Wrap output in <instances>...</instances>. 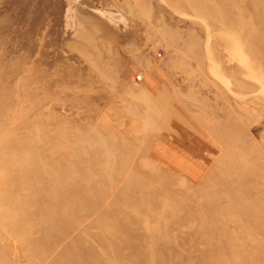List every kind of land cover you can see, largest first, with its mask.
<instances>
[{"label":"rangeland","instance_id":"374dc122","mask_svg":"<svg viewBox=\"0 0 264 264\" xmlns=\"http://www.w3.org/2000/svg\"><path fill=\"white\" fill-rule=\"evenodd\" d=\"M0 264H264V0H0Z\"/></svg>","mask_w":264,"mask_h":264},{"label":"bare ground","instance_id":"6f19581e","mask_svg":"<svg viewBox=\"0 0 264 264\" xmlns=\"http://www.w3.org/2000/svg\"><path fill=\"white\" fill-rule=\"evenodd\" d=\"M184 135H185V134H184ZM191 140H192V139H191ZM193 140H194V139H193ZM186 141H188V140H186ZM192 146H193V145H192ZM195 146H196V145H195ZM195 146H194V147H195ZM197 146H198V145H197ZM196 149H197V148H196ZM198 151H199V150H198ZM247 237H249V236H247Z\"/></svg>","mask_w":264,"mask_h":264}]
</instances>
